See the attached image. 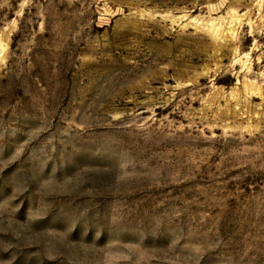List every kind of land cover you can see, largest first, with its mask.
Instances as JSON below:
<instances>
[{
    "label": "rangeland",
    "instance_id": "obj_1",
    "mask_svg": "<svg viewBox=\"0 0 264 264\" xmlns=\"http://www.w3.org/2000/svg\"><path fill=\"white\" fill-rule=\"evenodd\" d=\"M0 264H264V0H0Z\"/></svg>",
    "mask_w": 264,
    "mask_h": 264
}]
</instances>
